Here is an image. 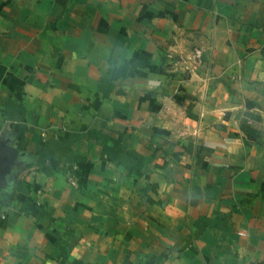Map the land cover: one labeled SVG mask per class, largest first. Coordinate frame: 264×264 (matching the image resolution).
Returning <instances> with one entry per match:
<instances>
[{"label":"crops","instance_id":"obj_1","mask_svg":"<svg viewBox=\"0 0 264 264\" xmlns=\"http://www.w3.org/2000/svg\"><path fill=\"white\" fill-rule=\"evenodd\" d=\"M0 264H264V0H0Z\"/></svg>","mask_w":264,"mask_h":264},{"label":"built area","instance_id":"obj_2","mask_svg":"<svg viewBox=\"0 0 264 264\" xmlns=\"http://www.w3.org/2000/svg\"><path fill=\"white\" fill-rule=\"evenodd\" d=\"M201 55H202V51L200 49L196 50L195 56L199 58V60H200Z\"/></svg>","mask_w":264,"mask_h":264}]
</instances>
